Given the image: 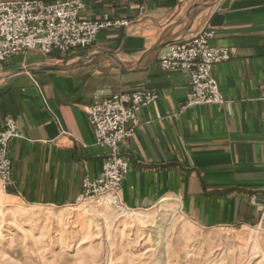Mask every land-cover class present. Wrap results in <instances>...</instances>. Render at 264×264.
<instances>
[{
	"label": "crops",
	"instance_id": "crops-1",
	"mask_svg": "<svg viewBox=\"0 0 264 264\" xmlns=\"http://www.w3.org/2000/svg\"><path fill=\"white\" fill-rule=\"evenodd\" d=\"M83 1V17L130 25L103 30L86 49H31L0 64V130L13 117L24 135L10 143L13 179L0 208L78 203L108 154L96 142L90 106L144 90L159 97L120 145L131 165L126 205L147 211L176 202L204 228L254 230L264 209V0ZM208 28L217 31L213 44L231 51L214 71L225 103L181 110L190 77L162 69L160 59L170 44Z\"/></svg>",
	"mask_w": 264,
	"mask_h": 264
},
{
	"label": "built area",
	"instance_id": "built-area-1",
	"mask_svg": "<svg viewBox=\"0 0 264 264\" xmlns=\"http://www.w3.org/2000/svg\"><path fill=\"white\" fill-rule=\"evenodd\" d=\"M85 6L83 0H0V64L31 49L44 53L86 49L103 30L130 25L126 19L85 18L82 16ZM216 35L215 28L204 29L187 41L170 44L160 59L162 69L182 70L190 77V90L181 110L225 103L214 71L218 64L231 58V51L213 44ZM158 97L157 93L144 90L117 92L97 98L90 106L88 118L96 142L107 146L108 154L102 174L85 179L79 201L113 207L122 214L132 210L123 199V182L131 165L121 155L120 145L135 135L141 110ZM23 137L17 120L7 118L0 130V192L6 190L13 179L10 143ZM254 230L264 237V209Z\"/></svg>",
	"mask_w": 264,
	"mask_h": 264
},
{
	"label": "rangeland",
	"instance_id": "rangeland-1",
	"mask_svg": "<svg viewBox=\"0 0 264 264\" xmlns=\"http://www.w3.org/2000/svg\"><path fill=\"white\" fill-rule=\"evenodd\" d=\"M0 264H264V237L204 228L176 202L126 214L14 203L0 208Z\"/></svg>",
	"mask_w": 264,
	"mask_h": 264
},
{
	"label": "water",
	"instance_id": "water-1",
	"mask_svg": "<svg viewBox=\"0 0 264 264\" xmlns=\"http://www.w3.org/2000/svg\"><path fill=\"white\" fill-rule=\"evenodd\" d=\"M224 8H227V5H225Z\"/></svg>",
	"mask_w": 264,
	"mask_h": 264
}]
</instances>
